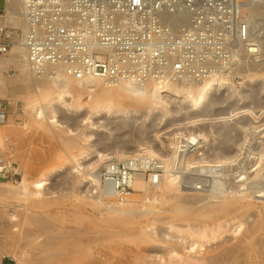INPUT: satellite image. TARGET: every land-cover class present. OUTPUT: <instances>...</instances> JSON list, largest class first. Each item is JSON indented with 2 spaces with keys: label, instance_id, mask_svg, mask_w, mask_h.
<instances>
[{
  "label": "rangeland",
  "instance_id": "obj_1",
  "mask_svg": "<svg viewBox=\"0 0 264 264\" xmlns=\"http://www.w3.org/2000/svg\"><path fill=\"white\" fill-rule=\"evenodd\" d=\"M22 1H16L18 7ZM261 1L263 6L254 9L262 29L261 51L247 60L259 67L240 72L235 82L225 81L208 101L182 99L179 84L153 83L148 94L136 96L107 83L78 91L73 81L71 95L61 100L51 89L32 87L29 71L21 72L15 64L22 27L20 16L15 21L9 7L6 21L15 28L16 42L0 54V102L21 114L0 123V260L205 264L230 251L227 259L237 260L235 264H264V155L257 162L264 144ZM250 2L244 0L246 12ZM5 7L0 9L3 18ZM37 106L43 107L44 116L36 114ZM89 114L90 121L85 118ZM194 132L202 139L194 152L188 151L193 155L186 167L175 151L186 148L180 144L181 134ZM96 149L110 155L142 149L169 156L164 163L173 165L176 175L118 202L103 194V185L89 181L109 160H101ZM39 179L46 182L41 190L34 184ZM212 179L228 187L219 188ZM225 199H232L227 210L221 208Z\"/></svg>",
  "mask_w": 264,
  "mask_h": 264
},
{
  "label": "built area",
  "instance_id": "obj_2",
  "mask_svg": "<svg viewBox=\"0 0 264 264\" xmlns=\"http://www.w3.org/2000/svg\"><path fill=\"white\" fill-rule=\"evenodd\" d=\"M22 16L20 37L36 77L61 66L74 79L100 78L113 86L218 85L237 81L241 61L249 59L244 55L258 52L244 0H25ZM14 29L0 26V54L16 42ZM3 121L7 113L0 109ZM163 169L162 159L144 153L109 159L103 194L127 202L139 174L153 185Z\"/></svg>",
  "mask_w": 264,
  "mask_h": 264
},
{
  "label": "bare ground",
  "instance_id": "obj_3",
  "mask_svg": "<svg viewBox=\"0 0 264 264\" xmlns=\"http://www.w3.org/2000/svg\"><path fill=\"white\" fill-rule=\"evenodd\" d=\"M16 1H20V0H12L11 2L12 3H8L9 5L6 7V18H3L2 16H0V26H3L4 24H8V21H6V20H9V18H10V16H8V14H10V12L8 11V8L10 7V9H11V11H12V14L13 15H15V16H13L14 17V19H15V21H18L17 20V17L18 16H20V18H21V20H20V25H21V29L22 30H24L25 29V21H24V18H23V16H22V8H23V4H24V2H25V0H23L22 2H23V4H21V6L20 7H18L17 6V2ZM249 1L250 0H248V4H249ZM262 2L263 1H261V0H251V2H250V4L252 3V8L249 10V12H246L245 10H247L248 8H247V4L246 5H244V14H245V19L247 20V22L250 24V41L252 40V42H255V43H257L258 44V52H257V54H255V55H244L245 57L247 56V57H249V59H251L252 57H255V56H257L259 53H260V51H261V46H262V39H261V37L262 36H260V31L262 30L261 28L259 29V27H260V21H259V19L260 18H258V17H255V12H254V9H255V7L257 8V6L258 7H262L263 6V4H262ZM17 3V4H16ZM261 9V8H260ZM253 15H252V14ZM260 14H261V12H260ZM11 15V14H10ZM254 16V17H253ZM13 20V19H12ZM262 26V25H261ZM263 27V26H262ZM264 30V29H263ZM262 32V31H261ZM262 34V33H261ZM15 47H17L16 48V52H15V54L13 55V56H16L14 59L16 60L15 61V64H16V66H17V68L19 69V71H21V72H24L25 71V69L26 70H28L29 71V73H30V75L32 76L31 78H30V83H29V85L30 86H32V87H40V86H44V88L45 89H51V90H53L56 94H57V98L58 99H64L65 97H68V96H70L71 95V89H72V87H73V81H76V83H77V87H76V90H81V89H93V90H95V88H97L98 86H101L102 84H104V83H107V84H109L108 82H106V81H104V80H102V79H100V78H84V79H74L73 77H71L70 75H68L66 72H65V70H64V68L63 67H61V66H51L50 67V69H52V71H51V74H45V75H42V76H40V77H36V76H34L33 74H32V72L30 71V68H29V65H28V61H27V55H26V51H25V46H24V44H23V41H22V38L20 37V40H19V42H16V44H15ZM243 57V56H242ZM242 57H241V59H242ZM262 63V62H261ZM257 63H256V61L255 62H252L251 61V63L249 64V62H247V60H242L241 61V63H240V66H239V69H238V73L240 74V72H244V71H246V72H248L249 71V73L251 72L252 73V71H254V67L252 66V65H256ZM2 65V61L0 60V66ZM258 65V64H257ZM260 65V64H259ZM259 65H258V67H259ZM262 65V64H261ZM263 66V65H262ZM261 66V67H262ZM248 67V68H247ZM260 70V69H259ZM255 73H257V72H255ZM246 75H248V74H246ZM46 82V83H43V82ZM225 81H227V80H224V81H222L221 83H219L218 85H214L213 83H192V82H183V83H165V84H179V85H181V87H179L178 88V95L180 96V97H182V99H201V101H208L211 97H212V95L215 93V92H217L220 88H222V85H223V83H225ZM154 82H149V83H147V84H145V85H138V84H135V83H131V82H122V83H120V84H118V85H115V86H117V87H119V88H121L123 91H125V92H127V93H130V94H133V95H136V96H145L146 94H148V92H149V88H150V85L151 84H153ZM230 84H232V83H230ZM110 85V84H109ZM160 85H164V84H160ZM113 86V85H112ZM160 90L159 91H162V87H160L159 88ZM57 99V100H58ZM63 101V100H62ZM43 108V107H42ZM42 108L41 107H39V106H37V107H35L34 109H35V112H36V114H41L42 115V113H43V110H42ZM45 113V112H44ZM43 113V114H44ZM46 114V113H45ZM51 114H52V111H51ZM92 114V113H91ZM42 116H44V115H42ZM54 119H55V121L57 120V114H56V112H54L53 111V114L51 115ZM50 116V118H52ZM86 116V115H85ZM41 117V116H40ZM84 117V116H83ZM85 118H87L88 119V121H90V119L92 118L91 116H90V114L88 115V117H85ZM53 119V120H54ZM86 119V120H87ZM85 120V121H86ZM51 121H52V119H51ZM54 121V122H55ZM58 121V120H57ZM181 135H183V139L180 141V144L182 145V146H184V147H186L185 149H183V150H181V149H178V151L176 150L175 151V154H178L179 155V157H181L180 159H182V163L183 164H185L184 166H188V165H190L191 164V162H192V160H191V156L193 155L192 153H188V151H193L194 152V150H195V146L201 141V139L202 138H200L199 136H202L201 134H199V133H196V132H194V134H193V136H192V133H187V134H185V133H182ZM203 137H205V135L203 136ZM180 145V146H181ZM253 151V150H252ZM239 152V151H238ZM257 152V151H256ZM141 153H144V154H147V155H149L150 157H155V156H157V157H159L160 159H162V161H163V163H164V161H167L168 162V160H169V156H167V157H165V156H161V155H159V154H157V153H155V152H152V151H148V152H144V151H142V149H138L137 151L136 150H134V152L133 151H131V153L129 152H124V151H116L115 152V155H110L108 152H103V151H100V150H97L96 149V155L97 156H99L100 158H101V160H106V159H110V158H113V157H117V158H124V157H128V156H135V155H138V154H141ZM237 153V152H236ZM236 153L234 154V156L236 155ZM254 153V152H253ZM258 153V154H257ZM256 154H257V162L260 160V159H263V155H264V144H263V147H261V149H259V151L257 152ZM259 153H260V155H259ZM238 155H239V153H237ZM222 156V155H221ZM237 156V155H236ZM156 157V158H157ZM225 158H226V156H224ZM223 157V158H224ZM230 157V156H229ZM219 159V161H220V159L221 158H218ZM228 158H226V160H227ZM223 160H225V159H223ZM230 159H228V161H229ZM222 162H224V161H222ZM173 163V162H172ZM179 163V162H178ZM177 163V164H178ZM174 164V163H173ZM169 166V165H168ZM183 166V167H184ZM174 166L172 165L171 167L169 166L168 168L166 167V164L164 163V169H163V172L164 173H162V175L160 176V179H159V182L161 181V179H166L168 176L169 177H172V176H170V174L171 175H176V174H174V173H172V171L174 172L175 170H173L174 168H173ZM206 167H207V165H206ZM221 167V166H220ZM223 167V166H222ZM170 168V169H169ZM242 168V167H241ZM1 169H3V166H2V164H1V159H0V170ZM178 169V168H177ZM218 169V168H217ZM179 171V170H178ZM216 171H218V170H216ZM171 172V173H170ZM175 173H176V171H175ZM224 174V173H223ZM178 175V174H177ZM172 178H174V177H172ZM201 179V178H200ZM213 181L211 182L210 181V183H212V184H216V185H218L219 186V188H221V187H228L227 185H228V183L226 182H220V181H217L216 179L214 180V179H212ZM89 181L91 182V183H93V184H95V185H97V186H100L101 187V185H103L102 184V171L101 170H97V171H95L94 173H93V176L92 177H90V179H89ZM172 181H175V179L173 180L172 179ZM195 181V180H194ZM168 182H170V180H168ZM209 182V181H208ZM26 183V182H25ZM24 182H22V184H25ZM46 182L44 181V180H41V179H39V180H36L35 182H34V184H35V186H37V187H39L40 188V190L42 189V187L44 186V184H45ZM174 183V182H173ZM209 183V184H210ZM172 184V183H171ZM196 184V183H195ZM212 184H211V186H212ZM152 187L153 185L155 186V184H149L148 183V181L146 180V178H145V173H141V174H139L138 175V177H137V179H136V181H135V183H134V186H135V188L136 189H143V190H147L148 189V187H150V186ZM200 185V184H199ZM24 186V185H23ZM213 186H215V185H213ZM221 186V187H220ZM150 187V188H151ZM200 187H201V185H200ZM38 188V189H39ZM44 188V187H43ZM174 188V187H173ZM204 188V187H203ZM217 188V187H216ZM105 189H107V187L105 188ZM104 189V193H106V194H110L107 190H105ZM217 191H219L218 190V188H217ZM231 191H235L236 193L237 192H239L240 194H241V191L240 190H238V189H232ZM216 193V192H215ZM239 193H238V195H239ZM237 195V194H236ZM212 196V195H211ZM234 196V195H233ZM230 197V196H229ZM200 201V200H199ZM232 202V199H225V202H224V204L222 205V209H225V210H227L228 209V207H229V203H231ZM220 204V203H219ZM218 204V205H219ZM208 206V205H207ZM177 207H178V205H177ZM227 208V209H226ZM204 212V211H203ZM209 213V212H208ZM207 216V215H206ZM220 224V223H219ZM222 224V223H221ZM226 224V223H225ZM209 226V225H208ZM228 226V225H227ZM226 226V227H227ZM223 227V226H222ZM201 228V227H200ZM209 228V227H208ZM205 229V228H204ZM223 229V228H222ZM197 230L198 229H194V231H196V233H197ZM213 230V229H212ZM211 230V231H212ZM215 230V229H214ZM192 231V230H191ZM201 232V231H200ZM200 232H198L199 234H200ZM207 232V231H206ZM207 234H209L208 232H207ZM197 235V234H196ZM206 234L204 233V236H205ZM210 235H211V233H210ZM207 236V235H206ZM245 236H247V235H245ZM199 237V236H198ZM244 237V236H243ZM200 240V239H199ZM205 240V239H204ZM239 240V239H238ZM241 240H243L242 238H241ZM197 242V241H196ZM236 244V243H235ZM239 244H241V243H239ZM238 244V245H239ZM244 244V243H243ZM237 245V246H238ZM232 246V245H231ZM240 246V245H239ZM243 246V245H242ZM241 247V246H240ZM234 248V247H233ZM236 248V247H235ZM239 248V247H238ZM226 250V249H225ZM235 250V249H234ZM238 250V249H237ZM232 251V250H231ZM225 252V251H224ZM230 251H228V255H226L225 253H224V256H226V257H224L223 256V254H221L222 256L221 257H218V256H213V258L211 257V259L208 261L207 260V262H205V260H204V262H205V264L207 263V264H230V263H234L235 264V262L237 261H235V262H232V261H229L227 258H230L231 256V254H233V253H231ZM236 253V252H235ZM240 253V252H239ZM238 253V254H239ZM252 253V252H251ZM230 254V255H229ZM243 254V253H242ZM241 254V255H242ZM247 254V253H246ZM249 254H250V251H249ZM263 254V253H262ZM215 255V254H214ZM218 255V254H217ZM235 255V254H234ZM201 256V255H200ZM228 256V257H227ZM239 256V255H238ZM263 257V256H262ZM261 257V258H262ZM198 258V257H197ZM234 258H235V256H234ZM240 258V257H239ZM249 258V257H248ZM248 258H246V259H248ZM252 258V257H251ZM242 259V258H241ZM264 259V258H263ZM192 260V259H191ZM199 260V259H198ZM232 260V259H231ZM235 260V259H234ZM253 260V259H252ZM194 261H196V259L194 260ZM194 261H192V262H194ZM201 261V260H200ZM199 261V262H200ZM203 261V260H202ZM248 261V260H247ZM187 262V261H186ZM239 262V261H238ZM250 262H251V260H250ZM261 262V261H260ZM195 263V262H194ZM197 263V262H196ZM195 263V264H196ZM201 263V262H200ZM199 263V264H200ZM240 263V262H239ZM188 264V263H187ZM203 264V263H202Z\"/></svg>",
  "mask_w": 264,
  "mask_h": 264
},
{
  "label": "crops",
  "instance_id": "obj_4",
  "mask_svg": "<svg viewBox=\"0 0 264 264\" xmlns=\"http://www.w3.org/2000/svg\"><path fill=\"white\" fill-rule=\"evenodd\" d=\"M6 4H8L7 3V0L0 1V9H2L3 7H5ZM5 9H6V7H5ZM0 109L6 111V113H7V120L12 119L14 117V114L15 113L21 114L20 113V109H18V110L15 111L14 108L12 107V104L7 103L6 101L0 102ZM0 264H11V263H10L9 260H6V259L2 258L0 260Z\"/></svg>",
  "mask_w": 264,
  "mask_h": 264
}]
</instances>
